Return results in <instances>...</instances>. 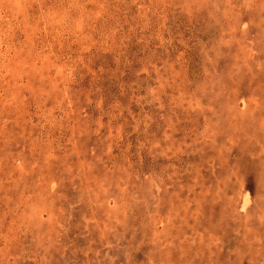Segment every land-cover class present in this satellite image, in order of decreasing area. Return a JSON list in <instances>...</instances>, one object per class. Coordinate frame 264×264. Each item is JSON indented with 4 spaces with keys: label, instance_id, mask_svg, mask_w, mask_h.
Here are the masks:
<instances>
[{
    "label": "rangeland",
    "instance_id": "rangeland-1",
    "mask_svg": "<svg viewBox=\"0 0 264 264\" xmlns=\"http://www.w3.org/2000/svg\"><path fill=\"white\" fill-rule=\"evenodd\" d=\"M0 264H264V0H0Z\"/></svg>",
    "mask_w": 264,
    "mask_h": 264
}]
</instances>
